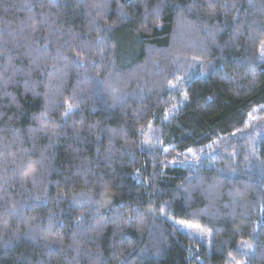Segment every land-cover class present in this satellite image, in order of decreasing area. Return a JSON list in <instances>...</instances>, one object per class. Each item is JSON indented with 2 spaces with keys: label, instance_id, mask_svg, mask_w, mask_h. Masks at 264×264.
<instances>
[{
  "label": "trees",
  "instance_id": "trees-1",
  "mask_svg": "<svg viewBox=\"0 0 264 264\" xmlns=\"http://www.w3.org/2000/svg\"><path fill=\"white\" fill-rule=\"evenodd\" d=\"M263 39L264 0H0V264H264Z\"/></svg>",
  "mask_w": 264,
  "mask_h": 264
},
{
  "label": "rangeland",
  "instance_id": "rangeland-1",
  "mask_svg": "<svg viewBox=\"0 0 264 264\" xmlns=\"http://www.w3.org/2000/svg\"><path fill=\"white\" fill-rule=\"evenodd\" d=\"M181 27H180V29H181L182 33L180 35L176 33V35H175L176 38L174 36L175 42H174V44H172L173 48L179 46V43H177V41L179 42V40L183 41V39H189L188 36L190 34V30H187L185 28V26H183L184 28H181ZM183 34H185L184 37H183ZM185 42H190V41L187 40ZM180 45H181V43H180ZM184 45L185 46H190V43H187V44H184ZM192 47H194V45H192ZM260 54H261V57H264V39L262 41V45H261V48H260ZM172 221L177 226L178 229L184 230V231L188 232L190 235H192L193 237H196V238H199V239H201V240H203L205 242H208V236L206 235V232L203 231L201 228L197 227V225L195 226L193 224L187 223L185 221H180V220H173L172 219Z\"/></svg>",
  "mask_w": 264,
  "mask_h": 264
}]
</instances>
